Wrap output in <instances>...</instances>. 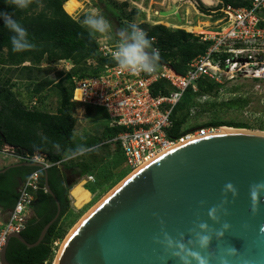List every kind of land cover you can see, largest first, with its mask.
Segmentation results:
<instances>
[{
	"label": "water",
	"instance_id": "1",
	"mask_svg": "<svg viewBox=\"0 0 264 264\" xmlns=\"http://www.w3.org/2000/svg\"><path fill=\"white\" fill-rule=\"evenodd\" d=\"M17 166L44 170L57 210L35 243L10 234L0 264H10V239L37 247L60 216L45 165L15 163L0 174ZM55 264H264V133L216 130L158 154L79 221Z\"/></svg>",
	"mask_w": 264,
	"mask_h": 264
},
{
	"label": "trees",
	"instance_id": "2",
	"mask_svg": "<svg viewBox=\"0 0 264 264\" xmlns=\"http://www.w3.org/2000/svg\"><path fill=\"white\" fill-rule=\"evenodd\" d=\"M67 1L32 0L27 9L19 10L8 6L6 0H0V11L13 14V18L28 30L30 39L35 44L33 49L14 53L10 43L12 33L0 20V66L18 72L30 82L26 100L20 98L18 90H13L15 85L10 78L0 83V150L7 145L25 157L45 155L49 165L46 169L48 186L60 205L59 218L51 225L44 240L37 247L28 248L17 239H10L6 251V259L10 264L52 263L57 243L66 236L69 228L64 225L63 219L71 211L70 191L81 180L92 173L96 174V180L86 184V189L94 194L110 179L111 185L114 186L125 175L130 174L126 167L115 176L110 171L106 174L99 171L106 163H110L114 168L124 164L120 145L118 141L112 140L120 129L109 128L105 124L100 136L75 139L76 118L72 115L75 102L71 101L74 85L67 82L69 84L66 86L64 79L54 83L47 77L38 78L36 75L41 72L42 64L53 65L60 61H69L73 67L68 73L83 78L98 74L105 63L99 55L95 37L82 27L81 21L75 20L64 11L63 6ZM218 1L220 5L249 4L248 0ZM105 6L108 7L107 4ZM111 13L118 22L121 21L117 12ZM140 27L144 28L143 25ZM144 30L151 39L156 40L153 47L159 49L160 58L156 67L166 64L181 75L185 74L187 64L195 57L205 54L211 45L210 41H202L182 29L171 30L158 25ZM26 63L29 65H25ZM53 86L58 90L56 113L48 112L41 101L43 93ZM196 88V91L188 88L174 107L170 118L171 127L167 129L170 139H179L200 128L185 127L195 105H199L202 111H209L218 107L242 108L246 104L242 99L227 100L220 104H207L206 100L200 102L202 97L211 98L223 88V85L206 78H200ZM173 89L169 82L160 80L152 86L151 92L154 96L168 95ZM34 99L38 100V103L31 105ZM86 111L91 114L92 108H86ZM225 126L249 129L246 124L225 122H212L201 127L220 129ZM81 147L85 149L83 153L79 151ZM33 172L39 173L40 189L34 195V217L27 220L24 230L20 233L30 244L37 241L41 230L52 220L57 210L54 199L43 189L44 170L38 167L17 166L0 174V209L9 211L17 201L20 185ZM67 172L76 175L71 184L68 183Z\"/></svg>",
	"mask_w": 264,
	"mask_h": 264
},
{
	"label": "built area",
	"instance_id": "3",
	"mask_svg": "<svg viewBox=\"0 0 264 264\" xmlns=\"http://www.w3.org/2000/svg\"><path fill=\"white\" fill-rule=\"evenodd\" d=\"M248 3L247 6L222 4L220 31L204 39L211 45L205 54L187 64L184 75L166 64L151 73H131L121 69L113 59L112 53L118 43H97L105 63L98 74L75 78L71 101L85 109L104 111L108 127L120 129L112 140L118 141L124 165L130 173L176 144L217 130L200 127L176 140L167 136L174 107L188 88L197 90L196 83L200 78L219 85L238 77L264 81V0H248ZM152 40L155 44L156 40ZM160 80H166L174 89L168 95L154 96L151 88ZM206 99L202 97L199 101ZM36 102L34 99L31 105ZM15 157L17 163L37 162L18 154ZM88 181H93V177L88 176ZM39 189V173L33 172L20 185L17 201L5 217V211L0 209V254L8 236L24 230Z\"/></svg>",
	"mask_w": 264,
	"mask_h": 264
},
{
	"label": "rangeland",
	"instance_id": "4",
	"mask_svg": "<svg viewBox=\"0 0 264 264\" xmlns=\"http://www.w3.org/2000/svg\"><path fill=\"white\" fill-rule=\"evenodd\" d=\"M221 7L222 5H220L218 0H68L64 4L63 9L68 15L79 21H82L85 16L99 11L110 21L112 28L109 32L96 33L93 36L97 43L107 41L116 44L119 43V29L124 27L127 22L133 21L138 23L139 26L143 25V30L163 25L171 30H185V32L204 41L205 38L213 36L220 31ZM111 11L117 12L121 16V23L112 15ZM25 65L29 64L26 63ZM41 67V72L36 74L38 78L47 77L53 80L54 83L64 79L66 86L69 83L74 85V80L78 77L73 75V73H68L73 67L69 61L58 62L53 65L42 64ZM58 74L61 75L59 76ZM9 78L15 85L13 90H18L20 98L26 100L27 88H29L30 82L24 79V76H20L18 72L10 71L0 66V83ZM235 99L245 100L246 104L242 108L225 109L218 107L209 111H202L199 105L193 106L192 109L194 110L191 112V117L185 127H201L212 122L240 123L248 126L249 129L246 130L264 133V81L255 82L247 77L234 78L225 83L217 95L207 98L205 102L207 104H220L227 100ZM41 101L48 112L56 113L58 109L57 88L55 86L48 88L43 93ZM73 104L72 115L76 118L75 139L84 138L85 136H100L103 125L108 122L105 112L92 109L91 114H88L85 106L83 108L82 105L76 102ZM17 154L19 155L16 149L8 148L7 145L3 146L0 150V168L17 163L15 157ZM33 158L42 164H47L46 157L43 154H36ZM124 168V164L114 168L110 163H106L101 166L99 171L103 174L110 171L115 176L122 172ZM66 175L68 183L71 184L76 175L71 172H67ZM128 175H125L114 186L111 185L110 179L105 185L99 187L94 194L86 189L91 194L90 202L82 208H76L72 199L71 211L63 219L64 225L69 228L66 236L57 243L51 264L55 263L60 248L72 229ZM89 176L93 177V181H88V176L80 181V183H85V188H87V182L96 180L95 173Z\"/></svg>",
	"mask_w": 264,
	"mask_h": 264
},
{
	"label": "clouds",
	"instance_id": "5",
	"mask_svg": "<svg viewBox=\"0 0 264 264\" xmlns=\"http://www.w3.org/2000/svg\"><path fill=\"white\" fill-rule=\"evenodd\" d=\"M31 3L32 0H6L8 6L19 10L27 9ZM0 20L3 21V26L12 33L10 43L14 53L24 52L35 47L28 30L13 18V14L0 11ZM81 25L89 31L90 35L103 34L112 28L110 21L99 11L85 16ZM118 37L119 43L112 56L121 69L131 73H151L155 70L160 58L159 50L153 47V40L138 23L127 22L124 27L119 29ZM79 151L83 153L85 149L81 147ZM227 187L231 188V185L229 184ZM201 243L206 245L208 238H202Z\"/></svg>",
	"mask_w": 264,
	"mask_h": 264
},
{
	"label": "bare ground",
	"instance_id": "6",
	"mask_svg": "<svg viewBox=\"0 0 264 264\" xmlns=\"http://www.w3.org/2000/svg\"><path fill=\"white\" fill-rule=\"evenodd\" d=\"M75 100H78V94L75 95ZM235 129L225 127V128H220L218 132H229V131H234ZM8 148H11L10 146H7ZM70 196L73 199V205L76 208H82L86 204L90 202V196L91 194L86 190L85 188V183L82 182L76 186L73 187V189L70 192ZM73 230V229H72ZM55 264V263H54Z\"/></svg>",
	"mask_w": 264,
	"mask_h": 264
},
{
	"label": "crops",
	"instance_id": "7",
	"mask_svg": "<svg viewBox=\"0 0 264 264\" xmlns=\"http://www.w3.org/2000/svg\"><path fill=\"white\" fill-rule=\"evenodd\" d=\"M11 148H12V147H11ZM0 169H1V168H0ZM6 212H7V211H5V212H4V217L6 216ZM33 214H34V212H33V211H32V212H30V213L28 214L27 218H28V219H31V218H33Z\"/></svg>",
	"mask_w": 264,
	"mask_h": 264
}]
</instances>
